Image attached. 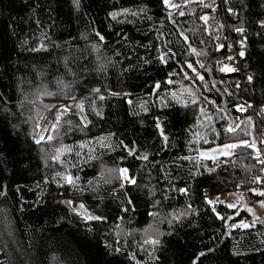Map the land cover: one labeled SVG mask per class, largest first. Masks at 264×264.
Masks as SVG:
<instances>
[{
	"label": "trees",
	"instance_id": "obj_1",
	"mask_svg": "<svg viewBox=\"0 0 264 264\" xmlns=\"http://www.w3.org/2000/svg\"><path fill=\"white\" fill-rule=\"evenodd\" d=\"M217 8L235 71L202 19ZM258 108L264 0H0V264H264L237 192L263 174Z\"/></svg>",
	"mask_w": 264,
	"mask_h": 264
},
{
	"label": "rangeland",
	"instance_id": "obj_2",
	"mask_svg": "<svg viewBox=\"0 0 264 264\" xmlns=\"http://www.w3.org/2000/svg\"><path fill=\"white\" fill-rule=\"evenodd\" d=\"M189 1L190 0H170V3L180 6V5L185 4V3L189 2ZM195 1H198V0H195ZM170 8L173 9L175 7H170ZM217 10H218V8L215 9L214 11H217ZM210 20H211V22L207 25L208 33L213 37V39L217 42V44H223V45H225L224 48H228V45H226L228 43V40H227L228 38L226 39L227 36L225 34V30L223 29L224 28L223 26H225V24L223 25V23L220 22V21H214V20H212V18H210ZM219 36H222V39H219ZM219 47H221V46H219ZM230 49H231V53H234V50L232 49L231 46H230ZM230 66H231V64H230ZM74 105L77 106V109L75 108L76 110H74V112L81 111V107H80V105H79L78 102L69 103V104H67V107L68 108H71ZM52 111H54V110H52ZM52 111L48 112L47 114H45L41 118V122H40V125H39L38 138H37L38 140H40V142H45V141L49 140L48 137H51V134L53 132V128H54L53 125H55V123H56V121H54V120L52 121L51 125L46 130V132L43 133V134H41V124H42V122L44 121V119L47 116H50V113ZM55 113H56V111H55ZM41 136H43V139L42 140L40 139ZM222 148H223V146H215V147L209 148L208 150L202 151V153H206L207 154L204 157H207V158H210V159H213L212 157H214L213 160H218L219 158H221L223 156H229V155H231V154L234 153V149H230V150H226V151L230 152V154L229 155H224L220 151ZM213 150H216V151H213ZM234 192H229L228 193L227 202H229V200L231 202H233V203L239 202L241 198L246 197L245 195L242 194L241 195V198H240V197L236 196L234 194ZM245 199L246 198L243 199V205L245 207H247L248 209H251L250 212L253 215L252 217L264 218V206L261 205V201H264V200L261 199V200H258V201L256 200L254 202H251V201H247ZM71 207L73 208V210L77 211L79 214H81L82 216H84L86 218H94L95 217L93 214H91L87 210V208L83 204L76 203V202H71Z\"/></svg>",
	"mask_w": 264,
	"mask_h": 264
},
{
	"label": "built area",
	"instance_id": "obj_3",
	"mask_svg": "<svg viewBox=\"0 0 264 264\" xmlns=\"http://www.w3.org/2000/svg\"><path fill=\"white\" fill-rule=\"evenodd\" d=\"M212 14V15H211ZM220 12L218 11H212L211 13L207 14L205 17H207V25L211 22L210 18H212V20L214 21H219L218 17H219ZM211 15V16H210ZM210 16V17H209ZM221 22V21H220ZM224 24V22H222ZM227 38V37H226ZM219 39H222V36H219ZM219 46H225L223 44H218ZM228 50L229 53L231 55H239L238 52V48H240L242 45L228 39ZM230 46L232 47V49L234 50V53H231V49ZM232 67H234L235 69H237V67H239L238 65H235L234 63H230ZM258 113L259 116L264 120V110L262 108H258ZM261 146L258 149L256 156L259 155V160H264V131H261ZM257 180H259V182H257ZM259 189L264 193V179H256L254 181H252V183L250 184H246L245 182H241L238 186L237 192H241V193H245L247 191V189ZM214 197H219L220 198V202L221 203H226L227 202V196H228V192H223L221 194H213ZM264 219V218H259V217H244L243 218V222H246L248 224H250L251 226H253L256 222H258L259 220ZM241 221V222H242ZM241 225V223H240ZM244 228V227H242Z\"/></svg>",
	"mask_w": 264,
	"mask_h": 264
},
{
	"label": "snow or ice",
	"instance_id": "obj_4",
	"mask_svg": "<svg viewBox=\"0 0 264 264\" xmlns=\"http://www.w3.org/2000/svg\"><path fill=\"white\" fill-rule=\"evenodd\" d=\"M74 2H75V3L77 4V6H78V4H79V0H74ZM164 3H165L166 5H168L169 7H179V5L171 4V3H170V0H164ZM182 14H183V13H181V15H182ZM202 19H204L205 22H207V17H202ZM101 39H103V37H101ZM193 51H195V50L193 49ZM241 55H243V53H241ZM161 59H163V57H162ZM229 59H231V58H229ZM189 67H191V65H189ZM201 67H203V65H201ZM235 70H236V69H230V68H227L226 66H225L224 68H221V71H235ZM199 78H200L201 80L203 79L202 76L199 77ZM249 79H251V77H249ZM169 83H171V81H169ZM157 87H159V85H157ZM192 103H193V104L197 103V101L195 100V98L192 100ZM241 110H243V109H241ZM201 111H203V109H201ZM52 119H53L54 121H59L60 116L57 115L56 113H53ZM53 126H55V125H53ZM228 131H229V132H232V131H234V129L231 128V127H229ZM40 139L42 140V139H43V136H41ZM48 139L50 140L51 137H48ZM39 142H40V140H37V143H39ZM237 147H249V148H253V147H255V145H254V144H250V143H248V142H246V141L241 142V144H225V145L223 146V148H222L220 151H221L224 155H229L230 152H228V151H226V150L235 149V148H237ZM213 151H216V150H213ZM201 155H202V156H206L207 154H206V153H201ZM145 158H146V157H145ZM212 158L214 159V157H212ZM256 158L259 160V159H260V158H259V155H258ZM260 163L264 164V160H260ZM122 172H124V173L126 174V170H122ZM66 182L69 183V184L73 183V179H72V177H71V176L66 177ZM257 182H259V180H257ZM132 183H135V181L133 180ZM183 191H186V190H183ZM259 195L264 196V193H259ZM209 203H212V201H209ZM261 205L264 206V201H261ZM228 207L231 208V207H234V205L229 204ZM249 211H251V209H249ZM96 219H99V218L97 217ZM240 226H241V227H244V228L251 227L250 224H248V223H246V222H243V221L241 222V225H240ZM147 242H149V241H146V243H147ZM150 242H151L152 244H156V243H158L157 240H152V241H150Z\"/></svg>",
	"mask_w": 264,
	"mask_h": 264
},
{
	"label": "bare ground",
	"instance_id": "obj_5",
	"mask_svg": "<svg viewBox=\"0 0 264 264\" xmlns=\"http://www.w3.org/2000/svg\"><path fill=\"white\" fill-rule=\"evenodd\" d=\"M218 1V0H217ZM224 1V0H223ZM216 2V1H215ZM216 4V3H215ZM222 9V8H221ZM218 12H220L221 10L220 9H218L217 10ZM222 14V13H221ZM225 14V13H224ZM222 16V15H221ZM224 19V18H223ZM220 20V19H219ZM224 21V20H223ZM220 23V22H219ZM227 25V24H226ZM206 26V25H205ZM224 27V26H223ZM226 27V26H225ZM226 29V28H225ZM226 32V31H225ZM232 33V32H231ZM226 34H227V32H226ZM227 36V35H226ZM229 36V35H228ZM228 36H227V38H228ZM212 38V37H211ZM226 38V39H227ZM236 39V38H235ZM228 40V39H227ZM230 40H232V39H230ZM233 41V40H232ZM215 43V42H214ZM227 45V44H226ZM220 48H223V46H221ZM223 51V50H222ZM224 52V51H223ZM225 56V55H224ZM235 56V55H234ZM224 58V57H223ZM225 58H228V57H225ZM242 61V60H241ZM229 63H234L235 65H238V66H242L241 64H240V59H238V57L237 56H235V59H230L229 60ZM249 99V98H248ZM77 109V106L76 105H74L73 107H71V109L72 110H76ZM259 118L261 119V122H262V125H261V131H264V120L259 116ZM52 121H53V119H52V116H47L45 119H44V121L42 122V124H41V134H43V133H45L46 132V130L49 128V126L51 125V123H52ZM259 162H260V160H259ZM261 164V166H262V171H263V174H262V176L259 178V179H264V164H262V163H260ZM241 183V182H240ZM239 183V184H240ZM254 190H258L260 193H263L261 190H259V189H251V188H249V189H247V191L245 192V193H248L249 195H248V198H249V200H251V201H255L256 200V197H255V195H253V194H251L250 192L251 191H254ZM259 199V198H258ZM258 199H257V201H258ZM250 217V216H249Z\"/></svg>",
	"mask_w": 264,
	"mask_h": 264
},
{
	"label": "water",
	"instance_id": "obj_6",
	"mask_svg": "<svg viewBox=\"0 0 264 264\" xmlns=\"http://www.w3.org/2000/svg\"><path fill=\"white\" fill-rule=\"evenodd\" d=\"M67 109H68L70 112H73V113H75V112H74V110H72L71 108H68V107H67ZM53 113H55V110H54V111H52V112L50 113V116H53Z\"/></svg>",
	"mask_w": 264,
	"mask_h": 264
}]
</instances>
